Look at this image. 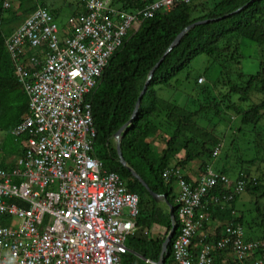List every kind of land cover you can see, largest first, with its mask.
Instances as JSON below:
<instances>
[{
  "label": "built area",
  "instance_id": "2783aa9c",
  "mask_svg": "<svg viewBox=\"0 0 264 264\" xmlns=\"http://www.w3.org/2000/svg\"><path fill=\"white\" fill-rule=\"evenodd\" d=\"M15 1L20 0L3 5L10 8ZM190 1L154 0L128 11L113 0H77L83 10L70 15L62 29L39 6L7 37L30 112L11 132L25 142L22 154L10 167L0 165V264H122L128 236L137 228L140 198L95 154L91 96L134 23ZM165 177L177 184L176 264H215L216 255L228 249L235 260L222 264H264V240H248L240 223L224 222L212 241L200 236L211 218L209 205L229 206L245 191V180L234 181L210 165L194 181L174 166ZM217 186L230 192L208 200Z\"/></svg>",
  "mask_w": 264,
  "mask_h": 264
},
{
  "label": "trees",
  "instance_id": "16d2710c",
  "mask_svg": "<svg viewBox=\"0 0 264 264\" xmlns=\"http://www.w3.org/2000/svg\"><path fill=\"white\" fill-rule=\"evenodd\" d=\"M3 1L0 0V130L11 134L13 128L30 112L28 96L17 79L7 49L6 39L16 28L12 23L20 20L23 22L39 6L48 8L54 16L60 15L61 9L54 6L49 8L39 0H20L17 7L5 8ZM152 1L113 0V5L121 3V10L133 11ZM78 4V9L72 15L83 10L80 2ZM200 20L208 21L190 28L179 43L167 52L185 27ZM243 40L251 41L261 49L260 69L253 74L234 68L240 64ZM200 54L208 55L217 71L215 77H207V72L196 75L194 91L201 77L204 81L206 77L207 81L201 87L198 97L193 98L192 91V94L186 91L191 99L187 98L185 103L180 104L172 98L159 95L158 91L163 88H180L183 79L180 80L179 76L188 70L194 58ZM157 63L142 96L138 113L123 133L120 147L128 166L140 175L150 190L165 197L162 200L167 208L161 207L139 178L122 164L113 144L114 134L131 119L148 75ZM234 76L237 77L233 79ZM190 78L191 73L188 71L184 79L188 81ZM256 93L263 96L260 102L253 101ZM91 100L97 130L95 154L103 160L107 170L117 172L126 182L129 191L137 193L140 198V212L136 222L139 234L134 232L128 236L126 244L129 251L123 255L122 264H154L161 258L164 264H176L173 240L180 231L177 221V184L175 178L165 177V171L172 166L183 170L194 160L201 161V171L207 168L210 164L208 159L213 158L215 147L222 144L224 139L223 131H218L215 116L228 120V124L232 117H239L240 125L230 126V123V130L240 132L247 124L257 128L264 111V0H192L176 3L170 10L159 11L153 17L142 18L137 28L128 34L123 46L110 58ZM189 102L195 105L192 107ZM150 137L163 141V149L159 150ZM180 153L182 157H179ZM257 160L259 156L249 160L241 159L234 166L236 177L233 180H245V191L264 196V167L263 170L260 167L264 164L256 168V173L249 168ZM218 171L228 175L226 169ZM183 173L187 181H192L184 170ZM228 192L217 186L207 195V199L211 194ZM240 195L235 194L226 208L210 204V220L243 225L244 217L232 214ZM169 204L173 208V215ZM258 209L261 210L260 207ZM173 216L176 218L174 224ZM208 222L205 221L204 227ZM155 224L166 228L162 237L152 238L141 231ZM173 225L174 236L162 257L163 243ZM217 232L219 236L221 227L217 228ZM259 232L246 238L264 239V222ZM228 253H231L229 249L219 255L223 254L226 258ZM234 260V257H229L228 262L233 263Z\"/></svg>",
  "mask_w": 264,
  "mask_h": 264
},
{
  "label": "rangeland",
  "instance_id": "374dc122",
  "mask_svg": "<svg viewBox=\"0 0 264 264\" xmlns=\"http://www.w3.org/2000/svg\"><path fill=\"white\" fill-rule=\"evenodd\" d=\"M58 4L56 5L61 9L60 15L56 16L57 21L60 24L61 29L64 28L68 21V18L72 13L74 12V5H76L77 0H57ZM19 4V1H15L12 3V6L17 7ZM115 6L120 7L121 3H117ZM51 8V7H49ZM31 14V13H30ZM29 14V15H30ZM28 15V16H29ZM27 16V17H28ZM26 17V18H27ZM25 18V19H26ZM22 23V21L14 22L12 23V26L14 25L16 28ZM64 26V27H62ZM138 26V23H134L132 30H135ZM15 28V29H16ZM240 53L242 54V57L240 58V64L238 67L234 68L236 70H241L247 74H253L257 72L260 69V62H261V49L258 45L255 43L243 40L242 45L240 48ZM212 64V66H210ZM208 68V69H207ZM191 73V78L187 81L184 79L187 72ZM217 71V67L213 64V60L206 54H200L194 60L192 61V64L186 70L185 72L181 73L179 76L180 80H182L180 84V88L173 87L172 89L169 88H163L162 90H159V95L166 97L168 99L176 100L177 103L183 104L185 101L190 98L189 94L193 93V98H197L200 92L201 87L206 84V77L205 81L202 85H198L197 89L194 91L195 87V77L198 73L201 72H207L206 76L209 77H215ZM237 76H234L233 79H235ZM176 89V90H174ZM184 91H188L187 95L184 93ZM192 91V93H191ZM194 91V92H193ZM217 93V91H215ZM261 94H254L253 95V101L254 102H260ZM29 100V98H28ZM191 101V100H190ZM192 107L195 105L194 102H189ZM228 119V116L226 117ZM215 120L217 121V128L218 131H223V143L221 146V151L217 157H213L211 159H208L210 162V166L213 170L218 171L222 169H226L228 171V175L230 178L234 179L236 177V173L234 171V166L238 164V162L241 159L249 160L253 159L254 157L259 156V161H256V164L249 166V168L252 170L253 173L257 172V167L260 164H264V111L263 116L260 119V121L257 124V128L254 129L251 124L245 125L244 129L242 131H234L229 129L230 126H238L240 125V118L239 117H232L231 121L228 124V120H225L221 118L220 116H215ZM259 134V136H258ZM114 140V138H113ZM151 141L154 143V145L157 148H161V143L159 141H156L154 139H151ZM113 144L116 146V142L114 140ZM25 146V142L22 141V139L15 138L12 136V134L7 133L6 131L0 130V154L8 153L10 148L17 149L18 147ZM263 149V150H262ZM190 165L186 166L183 170L185 173L189 171ZM246 164H244V167ZM238 167V166H237ZM261 169L263 170V165H261ZM246 168V167H245ZM182 170V171H183ZM177 190V189H176ZM261 193L252 194L248 191H244L239 196L237 202H236V208L232 209L233 216H242L244 217V230H245V236L254 235V233L260 234L259 231H261L262 223L264 222V196L260 195ZM258 196H260L258 198ZM259 201V203H257ZM158 204L161 207L167 208L165 201H163L161 198L158 200ZM260 207L261 210L258 209ZM20 223V220L15 217L13 224L17 225ZM143 230L144 234H146L149 237L157 238L162 237L165 232L166 228L160 226V225H153L149 229H141ZM146 230V231H145ZM139 229L136 228L135 232L137 233ZM139 234V232L137 233Z\"/></svg>",
  "mask_w": 264,
  "mask_h": 264
},
{
  "label": "crops",
  "instance_id": "0c3cea01",
  "mask_svg": "<svg viewBox=\"0 0 264 264\" xmlns=\"http://www.w3.org/2000/svg\"><path fill=\"white\" fill-rule=\"evenodd\" d=\"M39 1H43L49 7H52V6L57 7L56 5L58 4V1L57 0H39ZM74 7H75V9H74V11H75L76 9H78L79 5L76 3V5H74ZM64 26H62V27H64ZM150 139H154V140L159 141L161 143L162 146H161V148H158L159 150H162L163 147L165 146V143L163 141H161L159 138L150 137ZM22 152H23V146H21V145L17 149H14L13 147L10 148L9 151H8V153H4L3 152V154H0V164L3 165V166L10 167L11 165H13V162H14L15 158L17 156L21 155ZM182 156H183V154L180 153L179 154V157H182ZM200 163H201L200 160H194L193 162H191L189 164L190 165L189 166L190 168H189V171L186 173V175H188L192 181L196 180V178L198 177V175H199V173L201 171L199 169V164ZM235 208H236V204H235ZM223 223H224L223 221H220L218 219L209 220V222L207 223V225L200 232V236L202 234H207L209 236V238H213L214 234L215 233L216 234L218 233L217 232V228L218 227H221V230H222V226L221 225ZM254 235H256V233H254ZM199 239H200V237L197 238L196 241L199 240ZM195 244H198V243L195 242ZM194 250L197 251V249H194ZM223 256H224L223 254L216 255V261H215V263L219 262V264H222V263L228 261L229 257L230 258H233V256H232L231 253H228V256H226V258H224L225 256L224 257Z\"/></svg>",
  "mask_w": 264,
  "mask_h": 264
},
{
  "label": "water",
  "instance_id": "95a60500",
  "mask_svg": "<svg viewBox=\"0 0 264 264\" xmlns=\"http://www.w3.org/2000/svg\"><path fill=\"white\" fill-rule=\"evenodd\" d=\"M240 10V9H238ZM208 20H200V21H197L196 23H193L187 27H185L179 34L178 36L176 37V39L174 40V42L172 43V45L170 46V48L167 50V52H169L173 46H175L176 44L179 43L180 39L184 36V34L192 27H194L196 24H200V23H203V22H207ZM166 52V54H167ZM159 63H157L155 65V67L150 71L149 75H148V78H147V81L144 85V88L143 90L141 91L140 93V96L138 98V101H137V104H136V108L134 110V113L131 117V119L129 120V122L125 125H123L113 136L115 142H116V148L118 150V155H119V158H120V161L122 162L123 165H125L126 167H128L132 172L133 174L139 178V180L143 183V185L150 191V193L152 194V196L155 198V200L158 202V200L161 198H165L163 195H160V194H157L155 192H153L152 190H150L149 186L147 185V183L140 177V175L138 173H136L131 167L128 166L127 162L125 161L123 155H122V152H121V139H122V136H123V133L126 129V127L133 121V119L136 117L137 113H138V108H139V105H140V102H141V99H142V96L143 94L145 93V91L147 90V87L153 77V74H154V70L155 68L158 66ZM169 207H170V211H171V214L173 215V208L172 206L169 204ZM176 221V218L173 216V224L175 223ZM174 232H175V226L173 225L172 229L169 231L164 243H163V249H162V257L163 255L166 253L167 249H168V246H169V243L171 242L173 236H174ZM157 264H164V260L163 258H161V260L157 263Z\"/></svg>",
  "mask_w": 264,
  "mask_h": 264
},
{
  "label": "bare ground",
  "instance_id": "6f19581e",
  "mask_svg": "<svg viewBox=\"0 0 264 264\" xmlns=\"http://www.w3.org/2000/svg\"><path fill=\"white\" fill-rule=\"evenodd\" d=\"M242 225V224H241ZM242 227L244 228V226L242 225ZM245 231V230H244ZM259 240H264V239H259Z\"/></svg>",
  "mask_w": 264,
  "mask_h": 264
}]
</instances>
